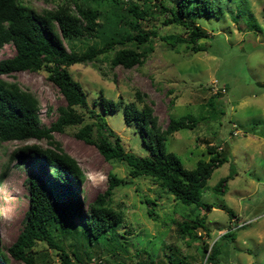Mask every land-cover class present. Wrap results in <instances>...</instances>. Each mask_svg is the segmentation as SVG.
Returning a JSON list of instances; mask_svg holds the SVG:
<instances>
[{
  "label": "rangeland",
  "instance_id": "rangeland-1",
  "mask_svg": "<svg viewBox=\"0 0 264 264\" xmlns=\"http://www.w3.org/2000/svg\"><path fill=\"white\" fill-rule=\"evenodd\" d=\"M59 1L20 0L33 12L54 8ZM124 1L143 6V0ZM79 2L94 5L97 1ZM176 4L177 0L165 2L168 8ZM211 8V16L194 17L195 23L207 32L206 37L196 41L197 51L189 42L172 45L161 39L169 34L187 38V30L181 25L166 24L170 12L153 5L138 23L141 29L156 32L149 44L137 46L145 52L140 64L132 68L111 67L112 53L108 52L99 55L96 62L68 67L85 92L88 109L101 113L121 137L126 151L139 156L148 154L137 124H126L122 109L102 111L98 105L100 95L116 102H133L137 107L150 105L161 128L170 115H190L193 126L175 131L165 141L166 151L174 153L187 169L199 159L208 160L211 149L228 158L207 179L200 198L202 209L177 201L161 191L149 176L130 177L128 166L122 161H105L93 145L74 136L81 125L53 132L54 141L83 170L80 197L84 209L97 193L106 189L109 172L124 180L113 188L109 203L122 213V222L113 232L89 243L75 221L70 234L61 236L59 242L69 253L71 264H201L208 254L204 243L209 249L214 245L218 264H264V0H212ZM99 9L106 24L104 34H111L116 15L122 16L120 5L113 7L100 1ZM104 34L95 39L72 40L71 45L76 51L91 45L99 47ZM123 46L135 47L124 43L115 45V49ZM13 54V45L5 44L0 59ZM1 78L17 82L36 96L39 118L45 126L55 119V108L64 104L44 70L19 71ZM221 87L225 92L220 91ZM136 91L143 96L142 101ZM80 111L84 122L93 119L86 109ZM24 144L49 147L45 140L36 139L0 144V173L6 170L0 184L3 251L21 230L28 204L27 168L17 157L10 156ZM230 171L223 190L215 191L213 186ZM147 199L154 205L148 204ZM150 208L152 215L147 212ZM183 223L198 227L185 234L181 231ZM27 252L33 264H60L59 252L43 241H37ZM8 260L9 264H23L10 255Z\"/></svg>",
  "mask_w": 264,
  "mask_h": 264
},
{
  "label": "trees",
  "instance_id": "trees-1",
  "mask_svg": "<svg viewBox=\"0 0 264 264\" xmlns=\"http://www.w3.org/2000/svg\"><path fill=\"white\" fill-rule=\"evenodd\" d=\"M95 1L93 5L79 0H61L54 8L33 12L28 11L20 0H0V51L8 43L14 48L11 57L0 59V144L36 139L45 140L49 145L43 148L38 144H24L10 154L11 158L17 157L27 168L28 204L22 228L15 240L6 251L0 249V263L9 264L10 255L23 264H33L27 250H31L37 241H43L59 252L60 264H71L69 253L59 240L62 235L70 234L75 221H78L89 243L113 232L122 222V213L114 210L109 203L113 188L122 184L123 178L109 172L106 189L97 193L84 209L80 197L85 179L83 170L54 141L53 132L81 125L73 133L74 136L93 145L105 161H122L128 166L130 177L149 176L161 191L171 194L177 201L202 209L204 203L200 198L207 179L214 169L228 161L226 155L211 149L208 160L199 159L193 168H185L174 153L166 151L165 141L175 131L193 126L190 115H170L166 126L161 128L150 105L143 103L137 107L133 102H116L100 95L98 105L102 111L122 109L125 123L137 124L148 154L139 156L126 151L121 137L107 125L101 113L88 109L81 84L72 78L68 70L76 63L96 62L99 55L108 52L112 53L109 60L111 67L132 68L140 64L145 52L138 50L137 46L149 44L156 32L143 30L138 23L153 5L161 11L170 12L171 18L166 24L181 25L187 30V38L169 34L161 36V39L172 45L189 42L191 48L197 51L199 49L194 48L196 41L206 37L207 32L195 23L194 17L211 16L212 0H177L176 6L170 8L165 6L166 0H143V6L124 0ZM100 1L113 7L120 5L122 16L116 15L111 34H104L106 24L101 19ZM102 34L103 42L99 47L91 45L84 51H76L71 45L72 40L95 39ZM124 43H133L135 47L115 49V45ZM39 70L46 71L47 79L64 99V104L55 108L56 117L48 126L40 121V103L36 96L22 89L17 82L1 78L14 72ZM135 95L142 101L143 96L139 92L136 91ZM80 109H86L93 119L84 122ZM49 111L51 108H48ZM5 171L0 173V184ZM231 174L230 171L220 178L213 189L223 190ZM146 202L154 205L149 199ZM147 212L152 215V208ZM197 224L203 227V223ZM197 227L183 223L181 231L186 234ZM208 246L203 244L205 252L208 250L207 262L216 264L217 250L214 245L210 249Z\"/></svg>",
  "mask_w": 264,
  "mask_h": 264
},
{
  "label": "built area",
  "instance_id": "built-area-1",
  "mask_svg": "<svg viewBox=\"0 0 264 264\" xmlns=\"http://www.w3.org/2000/svg\"><path fill=\"white\" fill-rule=\"evenodd\" d=\"M220 91H221V92H225V88H224V87H221V88H220ZM235 132H236V131H233V134H235ZM201 264H209V263L207 262V254H206V260H204Z\"/></svg>",
  "mask_w": 264,
  "mask_h": 264
},
{
  "label": "crops",
  "instance_id": "crops-1",
  "mask_svg": "<svg viewBox=\"0 0 264 264\" xmlns=\"http://www.w3.org/2000/svg\"><path fill=\"white\" fill-rule=\"evenodd\" d=\"M215 262H216V264H218V259H217V257H216V260H215Z\"/></svg>",
  "mask_w": 264,
  "mask_h": 264
}]
</instances>
